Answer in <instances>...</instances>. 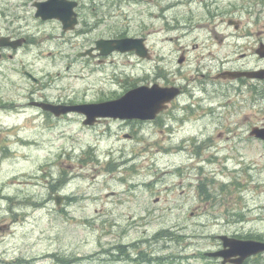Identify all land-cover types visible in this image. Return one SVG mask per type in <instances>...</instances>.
<instances>
[{
    "label": "rangeland",
    "instance_id": "374dc122",
    "mask_svg": "<svg viewBox=\"0 0 264 264\" xmlns=\"http://www.w3.org/2000/svg\"><path fill=\"white\" fill-rule=\"evenodd\" d=\"M83 1L96 8L84 12L90 22L85 28L93 29L95 15H107L109 0ZM150 1L140 5V15L155 31L149 37L152 60L115 55L110 69L99 67L78 53L107 34V20L84 36L80 26L64 33L56 22L34 19L32 51L24 59L40 82L25 77L16 63L12 90L15 83L20 102L34 88L38 96L85 103L117 98L141 81H176L194 87L204 107L186 114L171 104L156 121L101 119L94 125H85L83 114L55 118L37 106L17 118L2 113L0 264H222L203 257L222 247L219 234L264 236V143L247 137L264 121V80L212 77L242 65L264 67L256 52L264 43L263 0ZM27 2L0 0V6ZM223 18L243 21L239 40ZM109 23L110 32L119 31L122 18ZM140 23L133 20L132 30ZM210 29L229 37L211 38ZM183 42L191 51L180 64ZM201 83L206 91L198 90ZM178 101H190L188 93ZM200 184L208 185L204 195ZM60 193L66 199L58 208ZM162 229L182 238H159ZM141 251L172 259L143 262ZM243 264H264V253Z\"/></svg>",
    "mask_w": 264,
    "mask_h": 264
},
{
    "label": "flooded vegetation",
    "instance_id": "af4514ba",
    "mask_svg": "<svg viewBox=\"0 0 264 264\" xmlns=\"http://www.w3.org/2000/svg\"><path fill=\"white\" fill-rule=\"evenodd\" d=\"M46 1V0H44ZM70 1H76L78 2L77 5H75L74 10L72 13V18L76 19V24L72 29H65L63 21L59 18H47L44 19L42 17L37 16L36 14V6L35 3L38 2V0L33 2V5H28L29 2H32V0H28L27 6H0V115L2 113H5L6 115H14L17 116L21 114L23 111H25L28 107L33 109L35 106L39 107V105L36 103L37 101H43V102H52L56 105H70V104H77L72 100L64 99L61 96H58L57 98L50 99V97L45 95L38 96L37 92L34 88L29 89L26 92H23L24 101L20 102L17 99L16 96V84L13 83V86L15 87L12 90V83L9 81V78L11 77V74L13 72H18L17 70V64H21L22 68L21 71L25 75V77H28L32 81L33 79V71L29 69L26 65L27 60L25 61L24 56L27 55L29 51H32V41H29L28 31L30 30L31 24L34 21V19H37L38 21L42 23L47 22H56L61 25L62 30L64 33L68 32H74L77 31V28L80 26L81 29L79 31V34H82L84 36L89 35L93 31L97 29L98 26L103 25L104 21H108V31L105 36L99 35L97 38L94 39V42L92 45H90L87 48L81 49L78 53V56H81L84 59H93L96 61V65L101 67L103 65H108V68L110 69V62L114 61V56L119 55V57L122 56H128V62H130L129 56H134L138 61H147L152 60L155 56L156 52L155 49L152 47L149 37L152 35V33H155L154 29L151 28V26H147L145 19L146 17L143 15H140V8L141 4H145V0H109L108 7L106 6L108 13L105 17H99L95 15V20L97 19L95 23V27L93 29H86L85 27L90 24L88 21L87 15H84L85 11H96V8L92 6L91 8H88L86 5H84L83 0H70ZM150 1V0H149ZM151 2V1H150ZM264 3V0H263ZM104 7V5H103ZM18 9L21 12L20 15ZM132 10V12H131ZM93 14V12H92ZM248 15H252V8L248 10ZM117 17L122 18V24H120L119 31L112 30L110 32V20L115 19ZM140 19L141 23L135 27L134 30H132L131 22L133 20ZM222 22H225V24L233 29L232 37H235L237 40L240 39V36L236 33L241 30L243 26V21L239 18H229V19H222ZM176 30L175 28H173ZM162 28L160 29V31ZM210 33L211 38L215 37L219 39V41H222L225 38H228L229 35H218L217 32L216 35H214V29H210L208 31ZM227 33V32H226ZM229 34V33H228ZM180 37H177L176 39L179 40ZM101 39L107 40V53L103 54L101 48L98 47V42L101 41ZM121 39H128L130 42V49L128 51H122L116 49L115 51H110L111 42L114 40H121ZM170 41L174 40V37H168ZM196 40L193 39V48L198 47V43L195 42ZM177 53V60L180 64H185L189 57V52L191 49L189 48V42H183L179 48ZM20 56V57H19ZM134 67H136L134 65ZM231 69H258V67H244L243 65L240 67H232ZM225 71V70H222ZM220 71L219 73L221 74ZM145 72H148V69L145 70ZM110 73V72H109ZM159 76H161V72L158 70ZM217 74L215 76H212L214 79H219L223 81H232L233 79H223V77L218 76L220 74ZM180 74V73H178ZM239 81V83L243 84L247 80L249 81H258V79H249L246 77L236 79ZM39 79L37 80V84H39ZM157 83V82H156ZM140 84L144 85H150L149 82L141 81ZM161 86H177L180 89V94L172 101L171 104L182 106L181 109L184 111V113H192L194 112L195 106L197 108V105L199 108H203L204 104L200 100V97H197L196 92L192 91L194 90V87H192L191 90H188L187 87L179 82H172V83H163ZM204 84L201 83V88L198 90L206 91L207 89L203 87ZM4 89V90H3ZM256 89L257 88H253ZM186 93L189 95V100L187 103L180 105L179 98L181 96H184ZM39 97V99H36V97ZM16 97V99L14 98ZM104 100H110L109 98L105 99H99L93 102H100ZM198 101V103H196ZM170 106H168L167 109L160 112L156 119L150 120L156 121L159 120V117L169 111ZM40 108V107H39ZM48 115L55 116L52 112L46 111ZM65 115H62L60 117L55 116V118H61ZM103 119H109V118H103ZM111 119V118H110ZM186 119V117L183 118V120ZM121 120V119H117ZM100 121V120H99ZM123 121H137V122H148V121H142V120H123ZM259 124H255L251 126V129L255 126H258ZM264 125V121L259 126ZM129 137H133V134H128ZM249 139H253L257 142L264 143V140H260L255 136H252V134H249L247 136ZM212 143V142H210ZM204 148V147H203ZM233 184H238L237 182L233 181Z\"/></svg>",
    "mask_w": 264,
    "mask_h": 264
},
{
    "label": "water",
    "instance_id": "95a60500",
    "mask_svg": "<svg viewBox=\"0 0 264 264\" xmlns=\"http://www.w3.org/2000/svg\"><path fill=\"white\" fill-rule=\"evenodd\" d=\"M77 3L69 0H48L36 3L37 16L43 18L57 17L64 23V28H73L76 23V19L72 18V11ZM115 49L127 50L130 48L127 40H115L112 42ZM98 47L107 53V41L102 40L98 42ZM258 53L264 57V47L258 50ZM230 77L248 76V77H264V69L255 71L244 72H230ZM177 90L173 88H160L157 85L153 87L139 86L126 92L121 97L99 103H85L76 105H54L51 103L38 102L46 110H51L56 115L65 114L71 111H77L86 115L85 123L93 124L98 117H113L121 119L140 118V119H152L158 112L163 110L167 105L166 103L171 101L176 95ZM258 129V128H257ZM254 130L253 133L264 137V130ZM58 207H61L63 197L58 195L56 197ZM225 246H230L228 250H222L213 255H222L225 257V261L232 260L231 256L239 255L237 259H233L234 262L241 264L243 260L252 254L261 252L264 250V242L261 241H242L227 236H222Z\"/></svg>",
    "mask_w": 264,
    "mask_h": 264
}]
</instances>
